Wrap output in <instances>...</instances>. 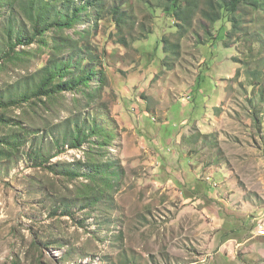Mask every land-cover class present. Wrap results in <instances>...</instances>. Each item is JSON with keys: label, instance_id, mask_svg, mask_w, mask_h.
<instances>
[{"label": "rangeland", "instance_id": "374dc122", "mask_svg": "<svg viewBox=\"0 0 264 264\" xmlns=\"http://www.w3.org/2000/svg\"><path fill=\"white\" fill-rule=\"evenodd\" d=\"M213 1L102 0L11 62L0 10V264H264V0ZM51 55L90 86L35 99Z\"/></svg>", "mask_w": 264, "mask_h": 264}, {"label": "trees", "instance_id": "16d2710c", "mask_svg": "<svg viewBox=\"0 0 264 264\" xmlns=\"http://www.w3.org/2000/svg\"><path fill=\"white\" fill-rule=\"evenodd\" d=\"M182 0H168L166 10H171L178 16H182L188 9L192 8L194 0H187L188 4L182 8L179 4ZM260 0H216L210 3L212 10L206 11L203 15L211 22H217L221 19L233 21L234 27L239 25V16L237 15L240 7L245 4L256 6ZM57 2L60 5L57 6ZM0 0V10L7 6V10L13 14L8 18L4 25L6 33L7 45L9 50L3 55V60L15 61L24 56L26 50L17 51L18 45H29L37 42L38 44H46L48 34L53 32H64L72 29L76 23L81 21L84 13H87L91 8H96L102 4V0ZM19 4L18 6L16 4ZM18 10V11H17ZM1 13V12H0ZM116 15L122 14L117 9H114ZM25 17L28 22L18 21L19 16ZM223 19V20H224ZM121 22V18L118 19ZM28 23H31L28 26ZM232 34V32H231ZM59 46V44H57ZM28 52V51H27ZM70 60H58L56 56L51 55L47 64L40 70L42 75L41 81L33 88L31 94L36 99L54 98L55 95L63 90L84 91L83 87H89V81L92 77V72L88 73L83 70L75 78L64 82L65 75L69 70ZM30 97L26 94L23 101H29ZM18 102L11 101L8 107L17 105ZM83 129L79 126L75 128L74 140L72 147L81 146L83 137ZM91 178H95L91 176Z\"/></svg>", "mask_w": 264, "mask_h": 264}, {"label": "built area", "instance_id": "2783aa9c", "mask_svg": "<svg viewBox=\"0 0 264 264\" xmlns=\"http://www.w3.org/2000/svg\"><path fill=\"white\" fill-rule=\"evenodd\" d=\"M257 231L260 236H264V223L257 222Z\"/></svg>", "mask_w": 264, "mask_h": 264}]
</instances>
